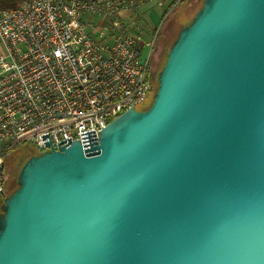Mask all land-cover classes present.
<instances>
[{
	"label": "water",
	"instance_id": "1",
	"mask_svg": "<svg viewBox=\"0 0 264 264\" xmlns=\"http://www.w3.org/2000/svg\"><path fill=\"white\" fill-rule=\"evenodd\" d=\"M155 79L21 164L0 264H264V0H202Z\"/></svg>",
	"mask_w": 264,
	"mask_h": 264
},
{
	"label": "built area",
	"instance_id": "2",
	"mask_svg": "<svg viewBox=\"0 0 264 264\" xmlns=\"http://www.w3.org/2000/svg\"><path fill=\"white\" fill-rule=\"evenodd\" d=\"M174 0H22L0 9V198L5 154L98 136L155 88L157 31ZM162 7L158 26L149 10ZM148 48L144 52V48Z\"/></svg>",
	"mask_w": 264,
	"mask_h": 264
},
{
	"label": "rangeland",
	"instance_id": "3",
	"mask_svg": "<svg viewBox=\"0 0 264 264\" xmlns=\"http://www.w3.org/2000/svg\"><path fill=\"white\" fill-rule=\"evenodd\" d=\"M200 2H202V0H183L182 2H180L179 0H177V3L175 4V6L172 8V10L169 11L168 15L166 16V19L162 22L160 27H156V30L154 28H146L145 29V36L148 37V39H151L153 37V35L155 34V32L157 31V38H156V42L154 45V48H156V50L153 53V59L151 62V68L152 71L154 73V80L156 81L155 77L156 74L158 72V70L160 69V62L161 59L159 58V53L160 51L166 46H164V39L166 36H168V28L166 27L167 25V21L168 19H170L171 16H175V14H179V12L182 13H192L194 10L196 11V9L200 6ZM163 9L162 7H155L149 10V16L151 19V24L158 26L161 20L163 13ZM174 14V15H173ZM166 27V28H165ZM165 28V29H164ZM164 31L163 36L161 37V32L162 30ZM178 31V26L176 25L174 28V31L171 35V38L169 39V42L175 37V35L177 34ZM168 42V43H169ZM148 48H144V52L147 51ZM165 51V49H164ZM164 55V53H163ZM163 57V56H162ZM152 96H153V92L149 95V97L146 99V101L143 103L144 105L146 104V106H148L152 100ZM142 104V106H143ZM141 105L137 106V108L142 107ZM21 145V144H20ZM21 146H18L14 149L15 154H13L10 158L11 161L9 162V164L4 168L5 171V190H6V194H8L11 190V186L13 184L16 185V175L17 172L23 162V158H22V151L24 152L25 149H21ZM18 150V151H17ZM17 151V152H16ZM8 163V162H7ZM14 185V186H15ZM2 203V200L0 198V204Z\"/></svg>",
	"mask_w": 264,
	"mask_h": 264
},
{
	"label": "trees",
	"instance_id": "4",
	"mask_svg": "<svg viewBox=\"0 0 264 264\" xmlns=\"http://www.w3.org/2000/svg\"><path fill=\"white\" fill-rule=\"evenodd\" d=\"M22 0H0V9H5V8H10V7H15V6H18L19 4H20V2H21ZM180 2H182L183 0H179ZM176 2V0H174L173 2H172V4L173 3H175ZM201 3L202 2H200V5H201ZM197 10V9H196ZM195 13V10L190 14L189 12L188 13H182V12H179V14H177V17H178V19H177V21H178V23H177V26H178V30H179V28H181L184 24H186L189 20H190V18H191V16L193 15ZM176 15V14H175ZM168 47H169V43H168V45L166 46V48H165V51H164V55H163V57H162V59H161V62H160V67L162 66V64H163V62H164V60H165V56H166V53H167V50H168ZM155 85H156V81H155ZM142 106V105H141ZM147 106H146V104L144 105L143 104V106L142 107H139V109H142V108H146ZM18 146H21V148L19 149V150H21V149H25V151L23 152L22 151V158L24 159L23 160V162L29 157V156H31V155H33V154H37V153H39V151L35 148V147H33V146H31L30 144H21V145H18ZM18 146H16V147H18ZM15 147V148H16ZM15 148H13L12 150H10V151H8L6 154H5V157H4V162H3V168H5L8 164H9V162L11 161V156L13 155V154H15V151H14V149ZM18 151V150H17ZM16 151V152H17ZM8 162V163H7ZM22 162V163H23ZM15 184H13L12 186H11V191L16 187V185L14 186Z\"/></svg>",
	"mask_w": 264,
	"mask_h": 264
},
{
	"label": "flooded vegetation",
	"instance_id": "5",
	"mask_svg": "<svg viewBox=\"0 0 264 264\" xmlns=\"http://www.w3.org/2000/svg\"><path fill=\"white\" fill-rule=\"evenodd\" d=\"M174 15V14H173ZM177 19H178V17H177V15H175V16H171L170 17V19H168V21H167V25H166V27L168 28V36H166L165 37V39H164V46H166V44L168 45V42H169V39L171 38V35H172V33H173V31H174V28H175V26L177 25V23H178V21H177ZM165 27V28H166ZM164 28V29H165ZM162 30V32H161V37L163 36V34H164V31L165 30ZM173 40V39H172ZM171 40V41H172ZM171 41L169 42V44L171 43ZM164 49H165V47L160 51V53H159V58L160 59H162V56H163V53H164ZM156 50V48L154 49V51ZM153 80H154V76H153ZM154 82H155V80H154Z\"/></svg>",
	"mask_w": 264,
	"mask_h": 264
},
{
	"label": "crops",
	"instance_id": "6",
	"mask_svg": "<svg viewBox=\"0 0 264 264\" xmlns=\"http://www.w3.org/2000/svg\"><path fill=\"white\" fill-rule=\"evenodd\" d=\"M0 49H1V45H0Z\"/></svg>",
	"mask_w": 264,
	"mask_h": 264
}]
</instances>
